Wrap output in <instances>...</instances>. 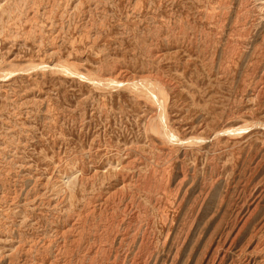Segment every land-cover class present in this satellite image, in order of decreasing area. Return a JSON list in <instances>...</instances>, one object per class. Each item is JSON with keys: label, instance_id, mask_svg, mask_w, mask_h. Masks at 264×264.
I'll use <instances>...</instances> for the list:
<instances>
[{"label": "rangeland", "instance_id": "374dc122", "mask_svg": "<svg viewBox=\"0 0 264 264\" xmlns=\"http://www.w3.org/2000/svg\"><path fill=\"white\" fill-rule=\"evenodd\" d=\"M116 263L264 264V0H0V264Z\"/></svg>", "mask_w": 264, "mask_h": 264}, {"label": "bare ground", "instance_id": "6f19581e", "mask_svg": "<svg viewBox=\"0 0 264 264\" xmlns=\"http://www.w3.org/2000/svg\"><path fill=\"white\" fill-rule=\"evenodd\" d=\"M66 67H63V66H61V69L63 70V71H65V72H67V70L68 71H71V68H70V66L69 65H65ZM96 81V79L94 80V82ZM97 84H102V80L101 81H99V82H96ZM143 89H145V92H147L146 94H148V93H150V91L148 90V89H146V88H143ZM141 90V89H140ZM150 97H152V99H155L156 101H154V102H157V106H158V109H159V114H158V118L160 119V121L161 120H163L164 119V108H162V107H160L159 105H160V100H161V102H162V104L164 103V97H163V94L161 93V91H158L157 89H155V93H154V95L152 94V93H150ZM165 106V105H164ZM157 123H153V124H151V126H150V130L152 131V132H154L155 134H157V135H161L162 134V131L160 130V128H158V126L156 125ZM219 133V132H218ZM164 134V133H163ZM173 140V139H172ZM238 220V219H237ZM72 227V226H71ZM114 259V258H113ZM117 264V263H116Z\"/></svg>", "mask_w": 264, "mask_h": 264}]
</instances>
